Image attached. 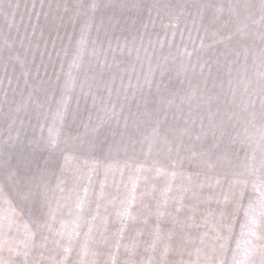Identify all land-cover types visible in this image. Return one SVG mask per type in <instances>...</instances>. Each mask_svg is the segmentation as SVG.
<instances>
[{
    "label": "rangeland",
    "instance_id": "rangeland-1",
    "mask_svg": "<svg viewBox=\"0 0 264 264\" xmlns=\"http://www.w3.org/2000/svg\"><path fill=\"white\" fill-rule=\"evenodd\" d=\"M91 2L0 0V215L16 222L0 230V260L231 264L264 159L260 0H143L150 15L110 8L94 19ZM50 131L55 151L44 149ZM233 180L247 182L236 216L243 185ZM50 207L53 230L39 229L33 210L44 222ZM77 216L79 236L61 239V222L71 229ZM25 225L35 233L27 249Z\"/></svg>",
    "mask_w": 264,
    "mask_h": 264
},
{
    "label": "snow or ice",
    "instance_id": "snow-or-ice-1",
    "mask_svg": "<svg viewBox=\"0 0 264 264\" xmlns=\"http://www.w3.org/2000/svg\"><path fill=\"white\" fill-rule=\"evenodd\" d=\"M261 8L264 9V0H260ZM110 8H121V9H128V10H136L137 12L141 11H148L149 15L151 14V10L155 8V5H146L143 0H120V2H114V0H92V2L88 6V11L92 14L90 19H94L95 13L100 9H110ZM90 29V25L86 22L82 32H81V39L78 42V51L73 57L72 61V67L78 69L80 67V64L83 61V55L82 52L86 49V41H85V35L88 33ZM190 55V54H189ZM165 60H167V57H165ZM144 83L151 87L152 83V73L149 72L144 79ZM75 86V78L71 77L68 81L65 82V89L70 90ZM107 109H105V112L107 113ZM56 119L62 124L63 123V116L64 113L61 109H57L56 111ZM97 129H93V131H96ZM157 130H153V136L156 134ZM146 139H150L149 137H146ZM261 141H264V131L260 134ZM34 143L37 145V147L40 146L39 141H34ZM60 147V136L59 133L53 134L51 131L49 133L48 138L44 141V149L49 151H55ZM210 151V150H209ZM65 159H68L66 156ZM255 159V157H253ZM46 166V162H45ZM260 172V176L258 178L257 183H253L252 188L254 191L259 193V196L255 201L250 200L247 207L244 210L245 215V222L241 225V232L240 237L241 239L237 241L236 246V252L239 253L240 258L237 259V255L234 254L232 257L231 264H255V261H253L251 258L254 254L257 252L261 256L260 264H264V232L258 231V229H261L264 227V159L261 160L260 169H258ZM15 173H13L14 175ZM173 177H175L176 173L171 174ZM11 178V177H9ZM190 179V177H189ZM217 184L220 183V180L216 181ZM232 185L236 184H242L243 187L240 189L239 197L236 201V209L234 216L239 214V209L242 206L243 197H244V191L247 188V182L245 181H238L233 180L231 181ZM87 190H85V193ZM27 199V197H25ZM225 202H227V197H225ZM82 205L83 200L80 201V204L78 205V208L82 211ZM58 209L49 208L47 212V220L44 222H41L39 220V215L41 210L39 208H34V215L37 218V227L39 229H47L48 231H52V225L56 221V212ZM16 215L13 213V216ZM123 216L127 217L130 215V213L125 210L124 213H122ZM162 215V213H161ZM95 219V218H93ZM5 220H7V226L9 228H12L15 225V219L13 217H5L3 215H0V230L3 229L5 226ZM83 223V218L80 216H77L75 220L73 221V227L71 229L68 228V225L66 222H61V229L57 231V235L61 237V239L68 238L69 240L75 239L79 236L78 229L80 228L81 224ZM224 227L228 231V235H222L219 231H217V235L215 239L217 241H220L219 243V255H225L228 250V245L231 240V233L233 230V226L231 224H226ZM25 231L26 235L28 237V243L24 244V247L27 249L31 246V241L35 235L34 232L31 231L25 225ZM91 233V227L89 228V235ZM259 241V243H257ZM3 243H6L4 240H0V247L3 246ZM64 251L66 253L70 252V248H65ZM213 255L217 254V249L214 246L212 249ZM19 254V253H18ZM87 253V244H85V250L84 255L86 256ZM25 257H27V253H24ZM0 264H4V261L0 260ZM27 264V261H26ZM57 264H64L63 261L57 262ZM196 264H199V261L196 262ZM206 264H224V261L221 259L213 260L211 257L208 258Z\"/></svg>",
    "mask_w": 264,
    "mask_h": 264
}]
</instances>
